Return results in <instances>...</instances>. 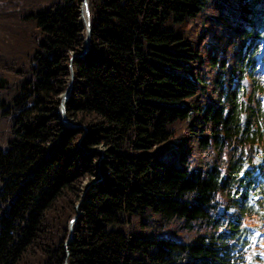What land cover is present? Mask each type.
<instances>
[{"label": "trees", "instance_id": "1", "mask_svg": "<svg viewBox=\"0 0 264 264\" xmlns=\"http://www.w3.org/2000/svg\"><path fill=\"white\" fill-rule=\"evenodd\" d=\"M82 3L0 0V264H261L264 0Z\"/></svg>", "mask_w": 264, "mask_h": 264}, {"label": "water", "instance_id": "2", "mask_svg": "<svg viewBox=\"0 0 264 264\" xmlns=\"http://www.w3.org/2000/svg\"><path fill=\"white\" fill-rule=\"evenodd\" d=\"M85 10V13L83 14V11ZM82 16L84 17V21H85V26L87 29V35L85 38V46H84V52L87 51V49L89 48V43H90V39H91V22H90V11H89V6H88V0H83V4H82ZM79 54L75 53L73 55V57L77 56ZM83 55V54H80ZM72 78L74 77V73L72 72ZM70 86H72V82L70 84ZM71 94V89L67 90L66 92L63 93V97H62V102H61V106L60 109L57 110V113L59 114V116L61 117V120L63 122V124L65 126L68 127H79V125L75 124L74 122L70 121L67 116H66V111H67V107H66V103L69 100V96ZM97 172L99 174V179L95 178L93 179L88 185L87 188L89 189L92 185L96 184L97 182H99V180L101 179V170L98 168ZM80 212V211H79ZM79 214L76 215L70 222V235L69 238L67 240V243L69 241H71L74 237V227L76 225V222L78 220Z\"/></svg>", "mask_w": 264, "mask_h": 264}, {"label": "rangeland", "instance_id": "3", "mask_svg": "<svg viewBox=\"0 0 264 264\" xmlns=\"http://www.w3.org/2000/svg\"><path fill=\"white\" fill-rule=\"evenodd\" d=\"M82 15V14H81ZM83 17V16H82ZM83 20H84V17H83ZM257 43H258V45H259V50H258V52H257V55H256V58H257V63H258V65H259V67L256 69V71H255V73H256V76L257 77H261V78H263V81H264V37H260L258 40H257ZM72 74V73H71ZM259 77V78H260ZM71 78H72V76H71ZM244 84H246V80H244V82H243ZM67 90H65L64 92H66ZM63 92V93H64ZM63 93H62V97H63ZM61 102H62V100H61ZM61 106V105H60ZM67 107V106H66ZM60 109V107L58 108V110ZM59 115V114H58ZM66 116H67V111H66ZM61 118V117H60ZM68 118V117H67ZM69 119V118H68ZM70 121H72V122H74L73 120H71V119H69ZM62 121V120H61ZM75 123V122H74ZM76 124V123H75ZM79 127H80V125H79ZM101 175H102V173H101ZM95 179V178H94ZM97 179H99V174H98V172H97ZM101 180V179H100ZM99 180V181H100ZM98 183V182H97ZM96 186V185H95ZM91 189H94L93 188V186L92 187H90ZM78 213H81V211L79 212L78 211ZM78 215V214H77ZM76 216V215H75ZM74 216V217H75ZM255 235L253 236L254 237V240L255 241H257V240H259V239H261L262 237H264V232H262V233H260V232H257V231H255V233H254ZM261 255H262V259L264 260V250L262 251V253H261ZM262 260V261H263ZM262 264H264V261L262 262Z\"/></svg>", "mask_w": 264, "mask_h": 264}, {"label": "bare ground", "instance_id": "4", "mask_svg": "<svg viewBox=\"0 0 264 264\" xmlns=\"http://www.w3.org/2000/svg\"><path fill=\"white\" fill-rule=\"evenodd\" d=\"M84 13H85V10L83 11V14H84ZM89 44H90V43H89ZM88 49H89V48H88ZM88 49H87L86 52H84V54H86V53L88 52ZM96 184H97V183H96ZM96 184H94V185H96ZM74 232H75V227H74ZM69 242H70V241H69ZM69 242H68V243H69ZM68 243H67V244H68Z\"/></svg>", "mask_w": 264, "mask_h": 264}]
</instances>
